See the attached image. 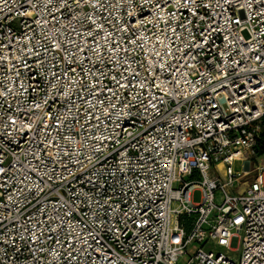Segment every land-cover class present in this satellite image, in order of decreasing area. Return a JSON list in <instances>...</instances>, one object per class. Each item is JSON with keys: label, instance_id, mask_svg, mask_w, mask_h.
Returning a JSON list of instances; mask_svg holds the SVG:
<instances>
[{"label": "built area", "instance_id": "1", "mask_svg": "<svg viewBox=\"0 0 264 264\" xmlns=\"http://www.w3.org/2000/svg\"><path fill=\"white\" fill-rule=\"evenodd\" d=\"M263 120L264 0H0V264H264Z\"/></svg>", "mask_w": 264, "mask_h": 264}, {"label": "rangeland", "instance_id": "2", "mask_svg": "<svg viewBox=\"0 0 264 264\" xmlns=\"http://www.w3.org/2000/svg\"><path fill=\"white\" fill-rule=\"evenodd\" d=\"M250 161V168H255L257 167L259 164L264 165V155L263 156H257L256 152H255V148L250 151L247 156L242 159L241 161H237L234 164V170L236 172H240L242 173L244 171V169L247 167V162ZM210 176H221L220 170L216 168V166H212L211 170L209 171ZM251 176H247L239 181H236L233 183V185L228 186L227 190L230 194H242L245 192L247 186L249 185V183L251 182ZM222 180H224V178L222 177ZM192 199L193 202L195 203H199L202 201L203 199V191L201 190V188H195L192 192ZM225 200V193L222 190H218L215 193V203L220 206L224 203ZM176 207V204L173 205V208ZM236 251H231L229 249L226 248H219L222 252L226 253L227 255H229L230 257H232L233 259H238L240 254H241V245L240 242L238 244H236L235 246ZM196 251V247L192 246L188 253L183 256L180 261L179 264H188L189 261L191 260V257L195 254Z\"/></svg>", "mask_w": 264, "mask_h": 264}, {"label": "trees", "instance_id": "3", "mask_svg": "<svg viewBox=\"0 0 264 264\" xmlns=\"http://www.w3.org/2000/svg\"><path fill=\"white\" fill-rule=\"evenodd\" d=\"M255 152L257 156L264 155V120L262 122V130H261L259 141L257 145L255 146Z\"/></svg>", "mask_w": 264, "mask_h": 264}]
</instances>
